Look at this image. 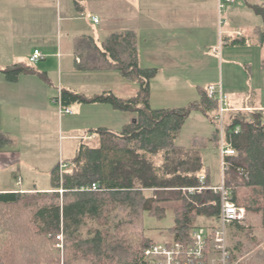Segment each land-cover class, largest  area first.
<instances>
[{"label": "trees", "instance_id": "obj_1", "mask_svg": "<svg viewBox=\"0 0 264 264\" xmlns=\"http://www.w3.org/2000/svg\"><path fill=\"white\" fill-rule=\"evenodd\" d=\"M250 7L263 19L256 33L264 44V6ZM244 43V39L235 41ZM74 54L77 71L116 68L123 78L137 84L138 91L124 98L113 91L86 97L63 90L62 106L108 104L131 113V121L117 132L104 127L89 131V138L94 134L99 146L82 142L69 171L62 172L61 164L54 166L50 191L0 192V264H145L144 252L155 241L146 235L144 216L162 218L170 209L175 215V225L169 228L173 240L184 248L193 245L194 232L206 227L197 224L200 218L219 220L221 198L211 190L189 191L203 186L201 175L206 177L204 186H214L198 150L206 146V139L197 138L191 149L176 141L194 110L209 116L218 112L219 102L202 90L200 100L189 107L151 108V81L159 69L140 66L139 35L134 30L113 31L101 43L91 35L77 36ZM0 71L12 83L22 75L38 74L32 63H17ZM214 136L220 146L218 129ZM225 141L235 151L225 158V185L234 190L239 206L261 216L264 231L263 112L230 114ZM13 144L0 124V150ZM120 208L128 212L116 220ZM230 230V234L233 230L250 234L251 229L233 224ZM60 234L63 251L56 247Z\"/></svg>", "mask_w": 264, "mask_h": 264}, {"label": "rangeland", "instance_id": "obj_2", "mask_svg": "<svg viewBox=\"0 0 264 264\" xmlns=\"http://www.w3.org/2000/svg\"><path fill=\"white\" fill-rule=\"evenodd\" d=\"M214 0H143L142 1V29L140 31L142 48V66L146 68L160 67L158 75L151 81L150 106L153 109H177L189 107L200 100L202 90H208L210 85H224V91L234 92V97L229 96V107L234 102L242 101L245 104H253L257 93L255 88L264 89V65H260L259 50H251L239 46L229 47L220 43V31L225 33L228 29V21L231 27H246L255 23L256 19H263L257 15L245 0H216L220 4L217 10V18L213 20L212 4ZM264 2V0H262ZM135 10H129L133 13ZM140 12V10H139ZM120 13V12H119ZM129 13V14H130ZM123 13H120L122 15ZM118 15V13H116ZM215 18V12H214ZM222 20L220 28L219 21ZM228 20V21H227ZM154 27L157 29L155 32ZM206 31L204 37L200 35V30ZM153 30V31H152ZM225 36V35H224ZM95 38L100 43L105 35ZM225 41V39H224ZM159 43V44H158ZM158 44L157 54L153 55L154 45ZM224 52V55H223ZM251 67L247 64L251 62ZM141 65V64H140ZM252 69V71H251ZM89 77L97 84H110L112 90L122 97L134 96L136 92L125 91L122 87L124 83H129L137 89V85L123 78L119 71L114 68L109 71L90 72ZM76 75V76H74ZM88 74L64 73V83H71L84 91ZM57 86V85H56ZM58 87V86H57ZM264 91V90H263ZM58 93V90L56 89ZM57 116L60 119V109ZM76 104H71L70 109L76 114ZM111 112L104 115V124L108 129L120 131L121 128L131 121L132 114L117 110L109 106ZM48 132L46 137L30 138L33 143L43 153V160L36 163L33 169L26 170V181L32 184L38 180L40 186L48 179L51 180V173L47 169L46 161L56 157L57 164L63 166V171L71 169V160L75 157L78 147L82 142L93 147L99 146V139H89L90 133L87 131L86 121L88 116H83L78 122H72L75 131H69L65 123L63 130L50 132L57 120L52 121L51 113L48 111ZM85 114V113H84ZM217 113L205 115L201 110H194L187 118L181 134L177 138V144L191 149L196 140L205 138V147H198L201 152L205 169L209 168L213 184L222 182V157L220 146L215 140V131L218 129V122L215 120ZM86 115V114H85ZM229 117V112L225 115V123ZM55 122V123H54ZM70 125V126H71ZM51 129V130H50ZM77 130V131H76ZM80 130V131H78ZM198 138V139H197ZM27 140H29L27 138ZM62 155V159H60ZM160 162V161H159ZM150 194V193H147ZM248 195V194H247ZM128 210L120 208L116 212V220L126 217ZM174 211L168 210L162 218L145 215L143 224L146 235L153 239L155 243L164 244L174 238L169 233V228L175 225ZM200 218L197 224H202ZM204 225L212 224L203 222ZM88 225L93 226L92 223ZM95 225V224H94ZM246 228L250 227L249 233H237L236 230L229 234V242L234 249V253L243 257L248 264H264V231L261 226L259 216L247 214L245 222ZM87 229L85 230L86 233ZM59 243V240H58ZM57 243V245H58ZM56 247L63 251L62 247ZM38 264V263H34Z\"/></svg>", "mask_w": 264, "mask_h": 264}, {"label": "crops", "instance_id": "obj_3", "mask_svg": "<svg viewBox=\"0 0 264 264\" xmlns=\"http://www.w3.org/2000/svg\"><path fill=\"white\" fill-rule=\"evenodd\" d=\"M142 1L0 0V69L3 70L17 63L31 64L29 59L36 49L40 50L44 55L42 60L32 64L38 74L22 75L17 82H9L5 74L0 71L1 130L10 135L14 141L13 146L0 150V192H45L52 189V178L44 182L42 186H40L38 180H34L32 184H29L25 178L26 170L33 169V166L45 157L35 147V145H39L40 141L33 143L30 138L32 139V136L46 137L50 134L47 127L48 111L51 113L52 121L57 120V126L54 124L52 125L53 129H50V132L54 134L57 133L56 131L61 132L65 123L68 125L69 131H75V128H73L74 124L71 125L72 122H78L83 116H88L86 123L90 125H87V131L100 127L108 128L103 121H106L104 115L109 116L111 112L109 109L110 105L74 103L78 106L75 108L76 114L74 115L73 112H59V119L54 106L59 109L60 106L56 104L55 99L60 97L63 90L80 93L86 97H93L103 91H113L110 84L92 82L90 79L92 77H89V74L92 73L79 72L75 69L74 40L80 35H91L94 37L95 35L98 37L105 35L106 38L109 33L120 30H134L140 37L142 29L140 17L142 18L141 10L143 11ZM245 1L249 6H264L262 0ZM208 5L212 6L213 20L215 21L220 4L214 0L212 4ZM129 10L135 11L130 13ZM119 12L123 14L120 15ZM94 17L99 19L98 23L94 22ZM260 20L256 19V24L246 27L237 25L236 27H231L230 21L227 20L228 29L225 33L223 30L219 33L220 43L223 42V44L231 46L229 50L239 46L248 48L249 51L259 50L257 53L260 59L259 64L263 66L264 44H260L256 33L258 28L263 27ZM219 25L220 28L223 25L221 19ZM153 30L157 31L155 27ZM200 31V35L204 37L206 31L203 28ZM240 39H244L245 43L242 45L235 44V41ZM158 44L152 47L154 50L153 55L157 54V47L155 46H159ZM139 56L140 66L146 68L142 66L141 39H139ZM250 61L247 64L251 67L252 60ZM154 67H157L160 71V67ZM65 72L72 74L87 73L88 77H84L86 78L85 90H79L78 86L71 83L65 84L63 79ZM39 74L44 76L42 77ZM122 88L125 91H134L136 93L138 91V86L136 89L129 83H124ZM222 89H224V85ZM263 90L262 88L254 89L255 93L258 92V96H256L253 104H245L242 101L234 102L229 107V115L250 110H259L264 114ZM223 92L226 95L235 96L234 92L226 93L224 90ZM68 108L70 109V106ZM92 138L95 139L96 136L92 134ZM60 157L62 159V155ZM56 161V157L46 161L47 169L50 173L53 167L57 165ZM247 214L248 216H259L261 219L260 215L248 212ZM201 219L202 224L203 222L214 223L211 219Z\"/></svg>", "mask_w": 264, "mask_h": 264}, {"label": "built area", "instance_id": "obj_4", "mask_svg": "<svg viewBox=\"0 0 264 264\" xmlns=\"http://www.w3.org/2000/svg\"><path fill=\"white\" fill-rule=\"evenodd\" d=\"M99 22L97 17L93 18ZM44 58L43 53L36 49L30 56V63L34 64ZM211 98L219 102V110L215 116L220 131V151L222 157V182L215 186H204L206 177L201 175L202 187L189 189L190 192L211 190L221 198L220 218L217 222L206 225L203 230H196L193 234L194 244L184 248V245L174 240L164 244L154 243L144 252L145 264H248L243 257L237 256L230 245V227L233 224L245 225L247 211L234 200V190L225 185V171L227 169L225 158L235 154V151L225 141V115L230 111L229 98L221 86L211 85L208 88ZM60 106L61 113H71L69 108H64L60 97L55 99ZM63 166H61L62 170ZM63 172V170H62ZM97 185L93 186L96 190ZM62 193L63 190H60ZM58 247H62L63 234L58 236ZM209 245V246H208Z\"/></svg>", "mask_w": 264, "mask_h": 264}]
</instances>
